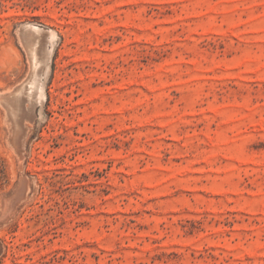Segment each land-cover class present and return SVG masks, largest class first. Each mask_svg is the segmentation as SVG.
<instances>
[{
    "label": "rangeland",
    "instance_id": "374dc122",
    "mask_svg": "<svg viewBox=\"0 0 264 264\" xmlns=\"http://www.w3.org/2000/svg\"><path fill=\"white\" fill-rule=\"evenodd\" d=\"M32 24L56 38L23 129L0 98V264H264V0H0V97Z\"/></svg>",
    "mask_w": 264,
    "mask_h": 264
},
{
    "label": "bare ground",
    "instance_id": "6f19581e",
    "mask_svg": "<svg viewBox=\"0 0 264 264\" xmlns=\"http://www.w3.org/2000/svg\"><path fill=\"white\" fill-rule=\"evenodd\" d=\"M26 27H33V24L24 26L23 30H21L23 32H19V31H17V32H19L20 36L23 34L24 38H27L28 40H32L34 36L32 33H28L29 31L28 32L26 31V29H25ZM55 38H56V34L53 30H48L43 35L39 34V38L38 37L35 38V43L32 46V52L31 53L29 52V54H30L29 78H27L26 83L24 85H22L20 88H18L16 91H10V90H9V92L6 91L7 93L4 92L5 94L3 93L4 95H1V97H0L1 101L6 105L7 108H9L8 110H10L9 112H11L10 114L12 115V119L17 126H18V124H19V126L21 124H23V123H21V121L24 119L25 116H27L29 114L28 113L29 109L27 111L26 110L27 106L24 105V103L26 101H29L32 106L40 105V107H41L43 104L44 93H45L44 92V83H45V79L48 75V71L50 68V60H51V56H52V52H53V44L55 42ZM37 42H40L39 48H36ZM22 46H24V45H22ZM26 49H28V48L26 47ZM33 58H35L34 59L35 63L33 62ZM34 64H35V66H34ZM22 81H24V80H22ZM11 88H12V86H11ZM15 89H13V90H15ZM3 91H5V89H3ZM1 105H2V103H1ZM9 112H7V113H9ZM23 126H25V125H23ZM20 128H22V125ZM22 129H21V131H22ZM19 142L22 143L24 141L19 140ZM20 152H21V150H20Z\"/></svg>",
    "mask_w": 264,
    "mask_h": 264
}]
</instances>
